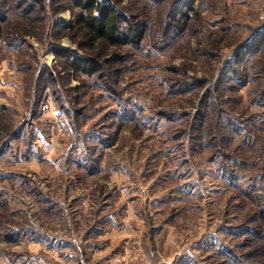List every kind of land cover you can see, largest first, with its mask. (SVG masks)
<instances>
[{"label":"rangeland","instance_id":"rangeland-1","mask_svg":"<svg viewBox=\"0 0 264 264\" xmlns=\"http://www.w3.org/2000/svg\"><path fill=\"white\" fill-rule=\"evenodd\" d=\"M100 1L0 0V264H264V0Z\"/></svg>","mask_w":264,"mask_h":264},{"label":"trees","instance_id":"trees-1","mask_svg":"<svg viewBox=\"0 0 264 264\" xmlns=\"http://www.w3.org/2000/svg\"><path fill=\"white\" fill-rule=\"evenodd\" d=\"M72 5L80 10L76 25L85 33L87 45L93 47L101 42L108 47H122L139 43L143 38V32L137 27H122L121 15L111 4H106L100 0H70ZM187 7H191L190 2H186ZM32 6V5H30ZM0 9V14H1ZM29 9L25 10L28 13ZM182 19L187 18L186 12L182 14ZM182 19L176 21V27L182 28ZM70 25L68 28H73ZM264 35L252 45H249L239 61H244L248 56L256 53ZM56 59L65 62V65L72 68L76 74L94 75L100 68L96 61H85L83 58L74 57L69 52L62 49L53 51Z\"/></svg>","mask_w":264,"mask_h":264},{"label":"built area","instance_id":"built-area-1","mask_svg":"<svg viewBox=\"0 0 264 264\" xmlns=\"http://www.w3.org/2000/svg\"><path fill=\"white\" fill-rule=\"evenodd\" d=\"M118 262H121V259H118Z\"/></svg>","mask_w":264,"mask_h":264},{"label":"crops","instance_id":"crops-1","mask_svg":"<svg viewBox=\"0 0 264 264\" xmlns=\"http://www.w3.org/2000/svg\"><path fill=\"white\" fill-rule=\"evenodd\" d=\"M95 256H97V254L95 253Z\"/></svg>","mask_w":264,"mask_h":264}]
</instances>
